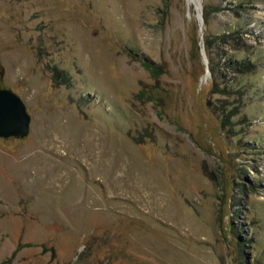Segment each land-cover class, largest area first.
<instances>
[{"label": "rangeland", "instance_id": "rangeland-1", "mask_svg": "<svg viewBox=\"0 0 264 264\" xmlns=\"http://www.w3.org/2000/svg\"><path fill=\"white\" fill-rule=\"evenodd\" d=\"M1 70L0 264H264V0H0Z\"/></svg>", "mask_w": 264, "mask_h": 264}, {"label": "water", "instance_id": "water-1", "mask_svg": "<svg viewBox=\"0 0 264 264\" xmlns=\"http://www.w3.org/2000/svg\"><path fill=\"white\" fill-rule=\"evenodd\" d=\"M29 127L30 114L21 96L10 87L0 86V137H23Z\"/></svg>", "mask_w": 264, "mask_h": 264}, {"label": "trees", "instance_id": "trees-1", "mask_svg": "<svg viewBox=\"0 0 264 264\" xmlns=\"http://www.w3.org/2000/svg\"><path fill=\"white\" fill-rule=\"evenodd\" d=\"M208 12H206V10L205 11H203V19H204V21L206 22V20L208 19ZM206 43H207V45H209V43H210V40H206ZM248 61H249V59H248ZM210 68H211V70H213L212 68H213V66L212 65H210ZM61 78H63V77H61ZM215 87H217V86H215ZM216 89V91H223L224 92V88L223 89H219V88H215ZM222 111V110H221ZM230 113H233V112H229V113H225L224 114V117H222V115L223 114H221V115H219L220 116V118H222L223 120L224 119H226L227 117H228V115L230 114Z\"/></svg>", "mask_w": 264, "mask_h": 264}]
</instances>
